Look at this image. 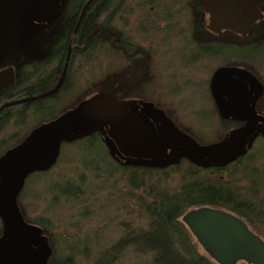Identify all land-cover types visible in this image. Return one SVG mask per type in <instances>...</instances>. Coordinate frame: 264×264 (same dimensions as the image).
Wrapping results in <instances>:
<instances>
[{"label": "flooded vegetation", "instance_id": "obj_1", "mask_svg": "<svg viewBox=\"0 0 264 264\" xmlns=\"http://www.w3.org/2000/svg\"><path fill=\"white\" fill-rule=\"evenodd\" d=\"M60 10L49 19H42L23 9H20V12L29 23L45 27L53 24V21L59 16ZM85 11L86 8L83 6L78 16L73 11L63 21L60 38L50 46L48 55L39 63V65H49L51 67L49 72L45 76L37 77L34 81L29 80L30 82L24 85V96L17 100H27L20 103L44 100L49 97L55 100L57 95L68 86L72 73L75 72L76 68L74 69L72 64L76 53L85 51L88 48L90 37L97 33V36L105 43L106 53L104 55L107 56L109 52L114 51L120 60L116 76H114L115 72L112 74L108 70L109 60H103L104 67L102 66L101 75L119 79L112 91L120 96V100L123 101L122 105H127L132 110L144 111L161 134L178 138L185 143V146L166 147L165 159L161 163L155 160L127 157L120 151H115V153H111L112 159L120 166L121 170L132 169L136 174L143 168L172 171L174 166L182 165L184 169L192 166L197 169L214 170V177H218L214 180L217 182L223 179L222 176L227 174L230 169L237 172L241 166H247L246 168L250 169L253 162L246 161V158L248 159L247 156L255 148L257 152L260 150L263 153V156L257 154V157H260L257 164L264 172V3L259 5L260 18L245 36L230 29L213 32L209 28L205 7L200 10L201 17L198 22H194L190 26L175 24L176 27L190 30L193 40L184 38L179 40L182 42L180 44L182 47H179L180 52L176 51L174 56L168 55V59L166 58L162 62L165 65L163 71L158 68L160 61H156L157 46L155 38H152L154 24L151 25L149 33L151 38L147 45L142 41L138 29L137 36L135 33L131 35L121 27L117 29L108 25L103 30L101 28L90 30L81 41L79 25ZM89 62H91L90 55L86 56L84 64ZM185 70H187L186 73H183ZM162 72L164 73L165 87L169 89L170 94L181 93L186 101L184 104L172 105L168 108L166 104L151 100L157 97V77ZM15 73L16 83L19 71L15 69ZM28 78L32 77L27 75ZM227 78L240 79L244 83L246 98L241 106L245 109L243 114H236L234 106L223 94V81ZM58 84L59 86L56 88ZM131 85H134L137 90L133 91L132 95L129 94ZM196 93L202 96L201 102H198L196 98L193 99ZM129 99L132 100L131 103L125 104L124 100ZM165 102L167 101L164 100ZM6 107L1 103L0 112ZM254 122H256V128L253 134L238 142L239 135ZM90 123L92 131L89 136L81 139H85L89 143L100 139L105 143L107 133L105 120L97 119ZM98 124L103 128H98ZM209 130L213 133L212 137L209 136ZM81 139L79 138V140ZM203 157H213L216 160L208 165L204 163ZM6 164L7 160L0 163V167L6 166ZM100 169L106 168L100 167ZM118 169L119 167H117ZM46 170L48 169H39L33 166L25 171L14 190L12 204L13 201L15 203V197L19 196L20 190L29 180L28 178L36 173L44 174ZM239 178L247 180L243 176L241 177V174ZM67 184L69 185H60L57 189L62 194L68 195V198H77V195L83 191L79 184L71 181ZM133 185V189L140 188V181ZM3 186L4 183L0 182V195ZM249 186L251 189L250 182ZM134 198V202L139 208L140 196L135 197L134 195ZM250 200L252 201L244 203L258 201ZM261 203L264 204V199L261 200ZM16 209L20 212L19 205ZM13 219L14 221L11 220L10 224L8 218H3L0 214V264H14L9 239V231L13 223H16L22 245L26 250L19 264H72L71 255L77 251L78 244L70 241L71 232L60 229V223H62L60 218L58 219L59 226L58 223L53 222L52 218ZM67 219L71 218H66L64 224L70 223ZM65 227L61 225V228ZM69 227H73V225L70 224ZM136 233V230H128L127 236L112 246L100 248L98 252L100 257L93 264H114L112 261H114L115 254L119 253L116 251L120 250L121 245H125L131 240L137 242L139 239L140 241V236ZM63 237L67 242H62ZM80 248L87 251L85 245ZM61 254L64 255L61 256Z\"/></svg>", "mask_w": 264, "mask_h": 264}, {"label": "rangeland", "instance_id": "obj_2", "mask_svg": "<svg viewBox=\"0 0 264 264\" xmlns=\"http://www.w3.org/2000/svg\"><path fill=\"white\" fill-rule=\"evenodd\" d=\"M137 1L123 0L117 14L113 12L111 26L117 29L121 27L130 32L131 35L135 33L138 36L137 28L140 17L137 15V8L136 10L134 9V4ZM77 3L78 0H62L59 16L53 21V24L43 27L33 25L26 20L20 12L17 0H0V69L6 66H13L15 69L20 70L22 74L24 73L23 79L25 76L30 75L32 77L30 81L36 80L37 77L45 76L51 67L44 64L39 65V63L48 55L50 46L60 38L62 32L61 25L72 14ZM110 11L112 12L111 9ZM197 12L199 13V10ZM104 15L106 16V14ZM192 20H194V17L190 18L186 23H177L176 25L188 24L190 26L194 24ZM170 25L172 27H168L166 32L163 33L158 30L160 26H165L163 23H160L159 27L153 28L152 38H155L157 46L156 61H160L158 68L161 71L165 70V65L162 62L166 58L168 59V55L174 56L176 55V51L180 52L179 47H182L180 46L182 44L179 41L180 39L193 40L190 30L176 27L173 22ZM139 35L142 41L148 42L145 36L140 33ZM89 55L91 62L87 64H84L85 59L81 53L75 55L76 57L72 64L73 68H76L75 72L72 73L73 75L68 86L54 100L56 106L55 112L57 114L54 118L63 114L68 109L76 106L81 107L87 102L86 99L90 94L98 95L93 99V103L87 105V109H90L92 114L101 116L104 119L107 118L114 107L122 105L123 101L120 100V96L115 91H112L119 79H112L111 77L101 75L102 66L104 67L103 60L107 59L109 60L108 70L112 74L115 72L114 76L117 75L116 72L119 70L120 64L117 53L109 52L105 56L96 48H93ZM163 56L164 58H162ZM177 56L179 57V54ZM186 71H183V73H186ZM163 74L162 72L157 77L156 93L158 94L155 99L151 100L163 105L166 104L168 108L172 105L184 104L186 101L181 93L176 94L173 92L170 94L169 89L165 87ZM58 86L59 84L56 88ZM133 91L137 90L134 88V85H131L129 94L132 95ZM195 98L198 102H201L202 96L196 93L193 99ZM164 100L167 102L164 103ZM131 101V99L124 100L125 104L127 102L131 103ZM7 103L9 101H4L2 105ZM51 112L53 111L27 117V122L23 125H16L14 117H12L5 127L0 129V140L3 136L8 138L13 132L21 134L28 130L27 136L33 129L31 127L43 120L45 116H50ZM98 127L103 128L102 125ZM20 134L17 135L19 136ZM212 134L210 132L209 136L212 137ZM85 136H89V134L80 137V139ZM80 141L79 138L60 141L55 164L53 162L44 174L36 173L38 175H31L23 188L21 187L19 196L15 197V204L16 207L19 205L20 212L18 211V213L21 218H52L56 224L61 221L60 229L71 232L70 241L78 244V246L75 244L78 247L77 251L71 255L72 264H93L100 257L98 253L100 248L110 247L121 238H124V236L126 237L128 230H136V234L141 239L140 229L145 230L147 228V218L144 214H141L140 204L138 208L136 202H134V195L135 197L139 195L140 200L147 197L146 192H143L144 188L133 189L126 183L125 176L121 175L120 166H117V163L112 159V154L115 151H111L106 141L105 143L100 139L95 141L94 143L97 142V146L93 150L88 146V154L87 152L84 153V149L80 150V146L74 148ZM63 143L68 144L65 145ZM12 146L14 147L15 145ZM76 148L79 150H76ZM2 155L0 152V157ZM108 157H111L110 160ZM102 166L106 169H100ZM117 167H119L118 170ZM232 171L233 173H238L237 171ZM180 177V174L174 173L168 175L167 178L160 177V179L156 177V180L160 181V185L168 189H174L178 186ZM222 177L224 178L221 181L233 182L232 188L234 190L242 194L245 192L247 196L251 193L249 181L241 179L239 176L231 180L228 173ZM215 178L218 179V177ZM69 181L82 186L83 191L77 195V198H68V195L62 194L57 189L60 185H69L67 184ZM263 193L264 189L262 188V190L257 192V198L263 196ZM59 218L60 221H58ZM66 218H71L70 220L67 219L70 223L64 224ZM70 224L73 227H69ZM61 225L66 227L61 228ZM61 240L62 242H67L64 237ZM82 245L87 247V251L83 250V247L80 248ZM121 246L120 250L116 251L119 253L115 254L114 261H112L114 264L155 263L153 253L143 246L142 239L141 241L138 239L137 242L131 240Z\"/></svg>", "mask_w": 264, "mask_h": 264}, {"label": "water", "instance_id": "obj_3", "mask_svg": "<svg viewBox=\"0 0 264 264\" xmlns=\"http://www.w3.org/2000/svg\"><path fill=\"white\" fill-rule=\"evenodd\" d=\"M202 1L208 14L209 28L213 32L230 29L242 36H245L260 18L259 5L264 3V0ZM17 2L20 9L42 19L54 17L62 6V0H17ZM15 76L13 66L0 69V94L15 83ZM243 84L240 79L227 78L223 81V94L234 106L236 114L245 113V109L241 108L246 98ZM97 95L88 96L87 102L81 107L68 109L49 122L39 124L23 141L2 155L0 163L7 160V164L0 167V182L4 183L0 195V214L3 218H8L10 224L11 220L14 221L13 218H21L14 201L12 204V196L22 174L33 166L48 169L55 162L60 141L90 134L93 129L90 122L104 119L87 109V105L93 103ZM25 100L27 99L14 100L4 106ZM104 120L107 145L111 151H120L127 157L161 163L165 159L166 147L185 146L183 140L161 134L147 113L132 110L127 105L114 107ZM255 128L256 122L239 135L238 142L250 137ZM203 159L208 165L216 160L213 157H203ZM181 221L203 251L208 253L217 264L238 262L264 264V240L234 213L221 208L200 206L185 212ZM9 239L13 263L19 264L26 250L22 245L16 223L11 225Z\"/></svg>", "mask_w": 264, "mask_h": 264}, {"label": "trees", "instance_id": "obj_4", "mask_svg": "<svg viewBox=\"0 0 264 264\" xmlns=\"http://www.w3.org/2000/svg\"><path fill=\"white\" fill-rule=\"evenodd\" d=\"M122 2L123 0H78L77 6L73 10L75 15L78 16L83 6L86 8L83 20L79 25V33L82 35L81 41H83L84 35L90 30L95 28L103 30L111 26L113 12L117 14ZM203 7L205 5L202 0H138L134 4V9L136 10L137 8V15L140 17L137 29L149 42L151 24H154L153 28H157L160 23H163L167 27L160 26L158 29L163 33L171 26L170 23L172 22L173 24L186 23L193 17L194 20L192 21L198 22L201 17L200 10ZM198 10L199 13L197 12ZM148 42L144 44L147 45ZM93 48H96L102 54L106 53L105 43L97 36V33L90 37L88 48L80 52L84 59ZM18 71L16 83L0 94V104L4 101L10 102L24 96V85L32 78L27 79L26 77L23 79L24 73L22 74L20 70ZM54 102L52 97H49L44 100H33L10 105L0 112V129L5 127L12 117H14L16 125H23L27 122V117L53 111L50 116H45L43 120L31 128L47 122L57 115ZM43 110L45 111L43 112ZM27 131L21 134L13 132L8 138L3 136L0 140V152L3 154L12 145L18 144L26 136ZM17 134L20 135L18 136ZM13 136L15 137L13 138ZM78 144L74 148L80 146L79 149H84V153L87 152V154L89 153L88 146L92 150L97 146V142L89 143L85 139H81ZM77 148L76 150H79ZM258 153L263 156L262 151L259 150L257 152L254 148L247 156L248 159L246 158V161L253 162L250 169L246 168L247 166L238 168V174H241V177L246 178L252 185L249 196L245 192L242 194L234 190L232 188L233 182L221 180L216 182L214 180L215 172L210 169H197L194 167L193 169L192 166L184 169V166L180 165L172 167V171L143 168L136 174L132 169H120L121 174L126 178L127 184L134 187L133 184L140 181V187L144 188L143 192H146L147 198L140 200V209L141 214H144L147 218V228L145 230L140 229V234L143 246L153 253L154 264H217L209 257L208 253L203 251L187 226L181 221V217L185 212L200 206L216 207L235 213L246 222L254 233L264 240V204L261 203L264 195L257 198V192L262 190V188L264 189V186L262 187L264 185V172L261 171L260 165L257 164L260 158L257 157ZM108 159L110 160V157ZM116 165L118 166V164ZM232 170L228 171L231 180L239 176L237 173H233ZM174 173L181 175L180 182L174 189H168L160 185L158 179L156 180V177L167 178L168 175ZM152 177L154 178L153 180ZM251 198L258 201L244 203L245 201H252L250 200ZM236 264L246 263L238 262Z\"/></svg>", "mask_w": 264, "mask_h": 264}]
</instances>
